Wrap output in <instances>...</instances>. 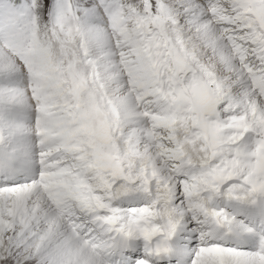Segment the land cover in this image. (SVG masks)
I'll return each mask as SVG.
<instances>
[{
    "label": "snow or ice",
    "instance_id": "obj_1",
    "mask_svg": "<svg viewBox=\"0 0 264 264\" xmlns=\"http://www.w3.org/2000/svg\"><path fill=\"white\" fill-rule=\"evenodd\" d=\"M0 264H264V0H0Z\"/></svg>",
    "mask_w": 264,
    "mask_h": 264
}]
</instances>
